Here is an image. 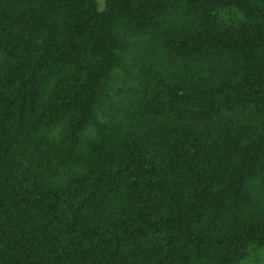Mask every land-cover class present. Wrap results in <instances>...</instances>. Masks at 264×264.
I'll return each instance as SVG.
<instances>
[{
  "label": "trees",
  "instance_id": "1",
  "mask_svg": "<svg viewBox=\"0 0 264 264\" xmlns=\"http://www.w3.org/2000/svg\"><path fill=\"white\" fill-rule=\"evenodd\" d=\"M0 264H264V0H0Z\"/></svg>",
  "mask_w": 264,
  "mask_h": 264
},
{
  "label": "rangeland",
  "instance_id": "2",
  "mask_svg": "<svg viewBox=\"0 0 264 264\" xmlns=\"http://www.w3.org/2000/svg\"><path fill=\"white\" fill-rule=\"evenodd\" d=\"M100 1H103V0H100Z\"/></svg>",
  "mask_w": 264,
  "mask_h": 264
}]
</instances>
